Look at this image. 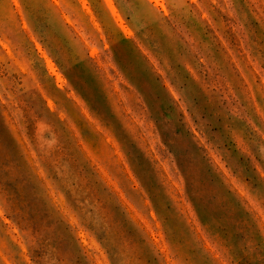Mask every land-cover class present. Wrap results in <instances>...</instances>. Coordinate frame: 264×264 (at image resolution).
<instances>
[{
    "label": "clouds",
    "instance_id": "obj_1",
    "mask_svg": "<svg viewBox=\"0 0 264 264\" xmlns=\"http://www.w3.org/2000/svg\"><path fill=\"white\" fill-rule=\"evenodd\" d=\"M0 264H264V0H0Z\"/></svg>",
    "mask_w": 264,
    "mask_h": 264
}]
</instances>
